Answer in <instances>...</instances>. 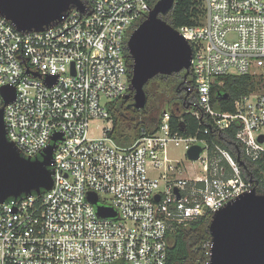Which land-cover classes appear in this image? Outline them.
Masks as SVG:
<instances>
[{
	"label": "built area",
	"instance_id": "2783aa9c",
	"mask_svg": "<svg viewBox=\"0 0 264 264\" xmlns=\"http://www.w3.org/2000/svg\"><path fill=\"white\" fill-rule=\"evenodd\" d=\"M61 22L20 33L0 16L1 88L15 89L4 109L7 139L34 158L62 135L51 166L53 185L40 195L0 203V264H170L174 225L208 217L254 183L244 160L213 140L208 128L184 136L164 111L155 132L121 147L106 136L108 104L129 93L127 41L158 0H81ZM203 14L175 29L192 49L186 112L217 133L236 128L242 156L264 165V91L212 103L222 76L264 77V0H202ZM190 107H192L190 109ZM97 120V138H89ZM202 148L184 165L168 147ZM89 194L97 197L92 204ZM97 207L112 210L100 217ZM211 237L198 264H211Z\"/></svg>",
	"mask_w": 264,
	"mask_h": 264
},
{
	"label": "water",
	"instance_id": "95a60500",
	"mask_svg": "<svg viewBox=\"0 0 264 264\" xmlns=\"http://www.w3.org/2000/svg\"><path fill=\"white\" fill-rule=\"evenodd\" d=\"M175 0H158L149 14L131 33L126 50L131 60L129 93L134 107L144 108V86L152 78L173 73H189L192 49L183 37L161 17L173 7ZM83 11L81 0H0V16L20 33L42 32L61 22L67 12ZM0 108V203L10 198L40 195L53 185L54 151L62 135L55 133L51 144L34 158H25L7 139L4 123L5 106L15 99V89L1 88ZM228 95L224 94L223 99ZM202 148L187 151L190 161L199 159ZM92 204L97 197L89 194ZM100 217L116 214L97 207ZM211 237V264H264V195L253 188L213 214L208 226Z\"/></svg>",
	"mask_w": 264,
	"mask_h": 264
},
{
	"label": "trees",
	"instance_id": "16d2710c",
	"mask_svg": "<svg viewBox=\"0 0 264 264\" xmlns=\"http://www.w3.org/2000/svg\"><path fill=\"white\" fill-rule=\"evenodd\" d=\"M203 14L202 0H175L172 9L161 18L172 28L194 24ZM221 86L211 88L212 103L221 111H232L233 101L252 92L264 91V77L252 75L222 76L218 78ZM192 73H173L168 76L158 75L144 86L146 104L138 110L133 98H122L108 104L111 127L105 130L106 136L121 147L132 144L144 135L155 132L164 111L169 112L171 128L184 136L194 135L198 129L208 128L207 135L200 137L213 140L228 150L234 157L238 153L244 160L242 174L254 183L258 194L264 195V165L251 162L242 156V151L235 141L236 128L217 133L210 123H202L186 112L187 104H193L194 98L188 96L185 102L184 90L192 84ZM227 94L228 98L223 99ZM192 107H190L191 109ZM210 219L204 217L186 225H174L169 235L170 264H198L203 256V244L210 239L208 226Z\"/></svg>",
	"mask_w": 264,
	"mask_h": 264
},
{
	"label": "rangeland",
	"instance_id": "374dc122",
	"mask_svg": "<svg viewBox=\"0 0 264 264\" xmlns=\"http://www.w3.org/2000/svg\"><path fill=\"white\" fill-rule=\"evenodd\" d=\"M256 77H259V76H256ZM101 126L105 127L106 122L101 121V120H97L95 122H92L90 125V131L88 133L89 138H97L98 136H100V132L96 128H99ZM168 154L171 158L180 160L182 162V164H184V165L190 164L188 159L184 155L183 148H181V147L169 146L168 147Z\"/></svg>",
	"mask_w": 264,
	"mask_h": 264
},
{
	"label": "flooded vegetation",
	"instance_id": "af4514ba",
	"mask_svg": "<svg viewBox=\"0 0 264 264\" xmlns=\"http://www.w3.org/2000/svg\"><path fill=\"white\" fill-rule=\"evenodd\" d=\"M127 64H128V67L130 68V62H129V60H128Z\"/></svg>",
	"mask_w": 264,
	"mask_h": 264
}]
</instances>
